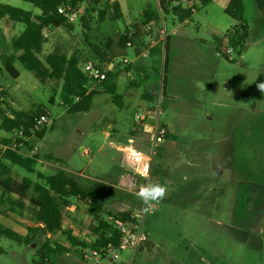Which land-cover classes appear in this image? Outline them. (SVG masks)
I'll use <instances>...</instances> for the list:
<instances>
[{"label":"rangeland","instance_id":"rangeland-1","mask_svg":"<svg viewBox=\"0 0 264 264\" xmlns=\"http://www.w3.org/2000/svg\"><path fill=\"white\" fill-rule=\"evenodd\" d=\"M227 1L198 5L186 25L177 28L183 22L173 13L163 18L159 0H117L122 19L114 18L112 8L105 10V0L97 6L84 0L73 30L53 29L43 55L57 49L76 53L83 69L87 59L100 60L93 46L102 47L109 37L126 29L134 33L132 27L139 26L141 41L132 42L127 55L109 68L116 74L117 104L100 87L89 111L68 113L59 96L61 82L41 84L19 63L18 79L0 77L15 110L42 107L49 113L44 136L36 144L39 151L21 148L25 155H38L36 171L53 174L63 169L82 187L99 184L108 193L105 213L136 215L148 241L133 254L123 253L124 259L132 258L130 264H264V92L258 88L264 83V0H243L249 35L241 55L235 50L229 61L217 51L224 54L232 47L226 35L235 22L225 14ZM0 4L38 11L23 0ZM102 10L107 15L100 22ZM146 10L155 16V24L144 25ZM159 28L171 35L166 73L163 57L148 52L139 60L146 66L141 75L135 62L141 50L137 54L135 47L148 50ZM0 43L5 49L1 36ZM124 58L129 63H123ZM151 90L158 92L155 105L143 102L144 93ZM148 105L160 106V122L168 127L167 136L156 145L145 132L136 131V114ZM5 136L0 129V142ZM8 165L13 187L22 197L0 194V222L26 234L35 225L29 214L34 194L23 180L38 178ZM123 177L134 178L133 185H126ZM157 180L167 194L157 208L145 212L134 193ZM66 215L84 229L71 227L72 234L92 241L88 230L94 220L86 206L72 199ZM46 242L49 251L41 256ZM63 248L68 251H60ZM0 249V264H92L81 259L80 248L63 234L38 236L30 246L0 237Z\"/></svg>","mask_w":264,"mask_h":264},{"label":"trees","instance_id":"trees-1","mask_svg":"<svg viewBox=\"0 0 264 264\" xmlns=\"http://www.w3.org/2000/svg\"><path fill=\"white\" fill-rule=\"evenodd\" d=\"M32 4L40 11L34 15L32 11H25L9 4H0V20L7 18L10 21L23 25V30L12 41L13 54L2 59L3 70L6 71L12 79H18L19 70L15 64L19 63L29 72L34 73L41 84L53 81L62 83L60 90V100L62 106L68 113H78L89 111L92 105L94 95L100 87H104L105 92L113 97L117 104L119 96L116 94V85L113 82L116 74L108 72L106 81L97 82L90 79L80 66V57L76 53L68 55L60 50H55L47 55H43L44 45L48 42V36L45 33L53 29L65 27L69 30L74 29V25L69 22L67 14L78 12L84 3V0H23ZM90 4L97 6L101 0H88ZM115 0H105L104 8H112L114 18L122 19L119 5ZM211 3V0H159V8L162 15L173 13L180 22L188 21L198 10V5L205 7ZM86 10V9H85ZM94 10V8H93ZM102 10L99 14V21L103 22L106 18V11ZM225 14L234 20V27L228 31L226 37L236 52L241 55L246 39L249 35V26L244 18L243 0H228L225 7ZM144 25L151 23L155 16L149 10L143 13ZM134 33L126 29L123 33L109 37L102 47L93 46L95 55L99 61L107 66L116 59H122L127 55L128 44L141 41L139 35V26L132 27ZM139 54L138 49H135ZM219 54L229 61L228 57L217 48ZM168 44L164 50V73H166ZM128 70L129 67L127 66ZM1 74V71H0ZM165 80V76H163ZM164 84V83H163ZM164 89V86H163ZM6 93L0 81V129L6 134L0 146H9L14 139L21 142L20 134L30 137L36 134L38 138L44 136V127L50 120L49 113L42 107L32 110H15L6 100ZM144 99L155 105V96L147 93ZM50 102L53 103L52 98ZM41 120L42 126L37 127V121ZM40 128V130H38ZM29 149L31 146L26 145ZM50 159H54L49 156ZM38 155H25L20 149H9L2 151L0 147V194L2 196L12 193L22 197V194L14 189L12 169L8 165H16L29 174H36L38 181L33 182L29 178H24L23 184L26 188L32 189L33 196L30 199L29 214L32 217L34 226L27 228V233L22 234L15 228L6 226L0 222V237L14 241L18 244L30 246L38 236H54L63 234L68 238L73 247H92L97 248L107 243L118 242L119 236L116 229V223L128 222L137 223V217L134 214L125 213H105V201L107 191L99 184H93L90 187H82L73 175L69 172L58 169L55 173L47 175L37 172L35 167L38 163ZM58 161V160H57ZM77 200L84 204L88 214L94 220L93 227L89 231L92 241L80 240L72 234L71 227L84 230L74 219L67 217V209L71 205V200ZM108 217L106 219L104 215ZM82 234V233H81ZM84 234V233H83ZM44 250L49 251V244L46 242L43 249L39 251L41 256ZM2 252V250L0 249ZM60 251L67 252L68 249ZM46 261L40 260L38 264H46Z\"/></svg>","mask_w":264,"mask_h":264},{"label":"built area","instance_id":"built-area-1","mask_svg":"<svg viewBox=\"0 0 264 264\" xmlns=\"http://www.w3.org/2000/svg\"><path fill=\"white\" fill-rule=\"evenodd\" d=\"M81 9L76 13L66 15L69 22L72 23L76 20L80 11L82 12ZM128 46L131 47L132 45L128 44ZM135 49H138V47H135ZM234 53L235 49L233 47L224 49V55L227 57H230ZM141 55L146 56L147 52L144 51ZM122 62L127 64L129 63V60L124 58ZM83 71L90 79H93L97 82H103L107 80L108 72L110 70L108 65L105 66L98 59H87L84 62ZM160 115V106L158 109L156 106L151 107L149 105L142 107L141 111L136 114V119L138 123H140L138 128L143 129V127L148 125L150 127V139L155 143V145L159 144L168 134L167 127L160 122ZM149 121H151V123ZM39 126H42L41 120L37 121V127ZM38 130H40V128H38ZM19 134L21 142H18L16 139H14L9 146L1 145L0 147L2 151L6 150L7 148L12 150H21V148H26L30 153H36L39 151V147L36 146V144L40 138H38L36 134H32L30 137L24 136L22 133ZM27 144L31 146V149L26 146ZM123 179L125 180L126 185H133L132 181L134 178L129 179L128 177H123ZM116 229L119 236L118 242L116 244L107 243L97 248H80L81 259L85 263L92 264H130L132 258L124 259L123 253L132 252L133 254L136 250L140 249L147 243L148 235L143 232V230L140 229L137 224L128 222L116 223Z\"/></svg>","mask_w":264,"mask_h":264},{"label":"crops","instance_id":"crops-1","mask_svg":"<svg viewBox=\"0 0 264 264\" xmlns=\"http://www.w3.org/2000/svg\"><path fill=\"white\" fill-rule=\"evenodd\" d=\"M114 3H117V0H115ZM32 12L34 13V15H37V14L40 13L39 10L38 11H32ZM121 14H122V12H121ZM163 16L164 15H162V17ZM163 18H165V17H163ZM155 21H156V19H154L151 22V24H155ZM187 22L188 21L183 22L181 25H179L180 27H177V28H183V26H185ZM22 27L19 26V23L10 21L7 18H4V19H1L0 20V36L2 37V40H4L6 42V45L3 46L5 49H2V47H0V50H1V52H0V64H1V66H0V71H1L0 77L1 78H4L5 80H7L6 78H11V77L9 76V74L6 71L3 70L2 59L4 57L11 56L14 53L13 52V48H12V41H13L14 38H16L17 36H19V34L22 32V30H23ZM17 28H18L19 32L17 34L16 33H13L15 31V29H17ZM158 30H159L160 35H158L157 37H159V38L155 37L156 39H155V41H153L151 47H149L148 50H142V46L139 45L138 51L140 52V50H141V54L144 51H146L147 54H148V52H151V54H153L154 56L156 54L157 57L159 55H161V57H163V59H164L165 46H166V44H168V46H169V41H170L171 35L168 34L167 30H165V29L159 28ZM198 31H200V29ZM49 34H50V32H48V31L45 33L46 36H48ZM0 46H1V43H0ZM141 54L139 56H136L135 62H139V63L136 64V69L140 70L141 71V75H143L146 66L143 63L140 64V61L139 60H140V58H145L147 55L146 56H142ZM95 59H97V58H95ZM185 61H186V59H185ZM112 63L113 62H110L108 64V68H110L112 66ZM217 75H218V72L215 71L214 76H213V80L211 82V85H212L211 86V89L214 88V85L216 83V80H214V79H216V76ZM1 84L4 87V85H3L2 82H1ZM147 93H152L154 96L158 95V92L156 90L147 91V92L144 93V96ZM165 93H166V90H165V87H164V89H163V95H165ZM8 96H9L8 94L5 96V100L12 106L13 103H12V101L10 102V100H8V98H9ZM143 102L144 103H149L147 100H143ZM149 122L151 123V121H149ZM139 124L140 123L137 122L136 131H143V132H145L150 137V127L147 125V126L143 127V129H139L138 128V125ZM167 129H168V127H167ZM47 175H50V174H47ZM156 183H159L158 180H157ZM157 207L158 206L156 204L153 206V208H157Z\"/></svg>","mask_w":264,"mask_h":264},{"label":"clouds","instance_id":"clouds-1","mask_svg":"<svg viewBox=\"0 0 264 264\" xmlns=\"http://www.w3.org/2000/svg\"><path fill=\"white\" fill-rule=\"evenodd\" d=\"M258 88L264 92V83L258 84ZM149 167L146 165L144 168V175L147 176ZM167 194V187L160 183L148 182L142 185L139 190L134 193L136 198L144 205V211L148 212L155 204H158Z\"/></svg>","mask_w":264,"mask_h":264}]
</instances>
